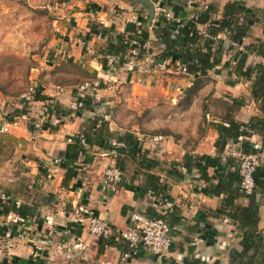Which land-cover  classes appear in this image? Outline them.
I'll return each mask as SVG.
<instances>
[{"label": "crops", "instance_id": "crops-1", "mask_svg": "<svg viewBox=\"0 0 264 264\" xmlns=\"http://www.w3.org/2000/svg\"><path fill=\"white\" fill-rule=\"evenodd\" d=\"M135 1L95 0L90 5L79 1L67 7L69 11L55 21L43 67L33 69L32 88L40 89L48 100L31 101L24 114L11 117L16 109H24L23 104L18 100L14 104L0 92V129L8 125L7 132H0V193L25 214L15 210L0 213V230H15L14 236L0 235V262L120 264L127 244L117 234L110 239L112 245L102 248L100 239L86 229L88 219L99 217L119 233L130 225L134 214L149 215L148 196L142 195L147 175L159 178L157 191L174 203L170 221L174 241L169 252L144 251L129 264H196L204 260L260 264L264 260V190H258L254 199L240 195L229 176L239 173L238 166L225 156L230 148L241 149L246 143L261 154L264 165V83L257 73L264 67L260 49L264 44V0H196L194 6L186 7L185 17L191 18L212 6L217 22L224 19L229 4L239 3L241 22L245 17L256 18L242 42L249 57L240 73L231 33L222 32L214 37L209 50L215 57L218 54L217 66L198 75H141L120 66L114 70L103 66L109 43L92 29L110 30L107 37L113 41L111 35L127 30L132 12L148 20V12ZM177 18L182 20L183 15ZM209 27L210 22L198 26L206 33ZM150 38L155 39L153 29ZM81 41L95 50V56L85 53ZM178 62L171 60V64ZM248 68H252L249 77L241 74ZM72 70H79L85 79L79 81L81 76ZM84 80L100 84V103L82 90ZM87 96L96 104L93 109L85 110L78 103ZM228 118L250 127L251 135L229 144L221 154L219 171L230 183H225L226 192L209 194L207 189L219 184L216 170H209L212 186L197 170L188 173L181 167L189 156H220L219 127L227 126ZM127 133L140 144L137 162L126 156L125 145L120 149L113 146V142L119 143L117 136ZM79 134L94 137L95 145L79 158L75 176L65 188L66 170L60 165L53 175V162L63 163L69 143ZM108 138L111 150L103 148ZM228 158L231 161L226 163ZM114 165L123 171L124 181L111 191L102 182L105 170ZM227 202L229 207H225ZM249 207L257 218L245 228V236L232 215ZM245 237L253 243L249 251L244 248ZM8 241H13L12 248L7 247Z\"/></svg>", "mask_w": 264, "mask_h": 264}, {"label": "trees", "instance_id": "trees-1", "mask_svg": "<svg viewBox=\"0 0 264 264\" xmlns=\"http://www.w3.org/2000/svg\"><path fill=\"white\" fill-rule=\"evenodd\" d=\"M179 1L180 0H171L167 4V7L171 9L173 13H175L176 18L179 17V15H183V19L181 20V24L183 26H181L180 28L178 27L176 21H171V20L168 21L164 17H157L156 24L152 28L153 31L155 32V38L157 39V42H153V40H151L150 32L152 29L148 27L147 19L144 17L142 18V21L144 22V26L142 29H137L133 25L127 26V30L125 31V33L115 36L113 41L111 37H107V34L108 32H110V30H106V29L97 30V28L96 29L93 28L92 33L101 34L102 37H105L107 39L109 43V52L107 53L108 55H114L120 57L121 59L119 61V65L122 64V62L124 61V57L129 49L128 46L123 44L124 39L128 36V38H132V39L137 38V40L140 41L142 46H145L147 43L151 42L153 45V50L151 51L152 53H159L161 58H166L170 61L178 60L181 64L188 66V70L190 74L198 75L201 72H205L207 70L215 68L218 64V58H217L218 54L215 57V55H213L209 51L213 43V40L211 38H214L219 33L228 32L231 33V40L233 42L242 44L243 39L247 37L251 29V26L256 19V18L250 19L249 17H245L241 22L240 19L238 18L239 14L241 13L239 3L229 4L226 7L225 16L222 21H217V22L213 21L214 8L212 6H208L205 11H201L198 14L197 19H195L194 16L191 18H187V16L185 17V13H184L186 10V5L185 3L182 4L183 2H179ZM154 2L156 3V5H159L161 3V0H154ZM209 22H210L209 34L211 38H204L198 34V26L207 24ZM176 31H178V34H175ZM202 40H204L203 46H201ZM203 48H206L207 51H204ZM260 49L262 54H264V44L260 47ZM145 53L146 51L144 47H142L140 57L141 58L145 57L146 56ZM106 55L107 54H105L104 58H102L103 66L105 68L107 67V56H108ZM248 57L249 56L247 52H243L239 54V59L237 63V72L240 73V71L245 68ZM251 72H252V68H248L245 73H241V74L249 77V74ZM257 73L261 75L260 81L264 83V67H259ZM46 100H48V98L42 95L41 90L38 89L36 91V96L34 98V101L40 102ZM78 103L82 104L81 108H85V110L93 109L94 106L96 107V104L94 103L93 99H91V97L88 96L80 98L78 100ZM22 108H24L22 111L20 109H16L11 117L20 116L24 114L26 111L25 106H22ZM227 123H228L227 126L221 125L219 127V133L221 135L220 142L218 143V148L221 152L219 157L189 156L186 158L185 164H183V167L186 168L188 173L192 172L193 170H197L200 173L201 179L204 180L209 185H212V179L209 175V170L211 169L216 170L219 184L215 188L212 187L213 188L212 190L208 188L207 192L209 194L220 195L222 192L224 191L226 192L225 183H230V181L226 177H224V175L220 174L219 171L221 170L219 168L221 167V163H222L221 154L226 152L227 146L229 144L239 143L240 142L239 140L242 136L249 137L251 135L250 127L242 125L237 121H235L234 119H230V118L227 119ZM103 127L104 124L102 125V128ZM243 129H247V130H243ZM101 131H103V129ZM111 136L113 135L109 134V137ZM82 138L84 139V143L82 142ZM116 138L119 141V143L122 141L123 142L122 144L125 145L126 156L129 157V159L133 160L134 162H137L138 158H140V149H139L140 144L137 141V139L129 133L122 136H117ZM94 145H95V138L87 134L76 135L73 142L69 143L67 147V151L63 155V159H64L63 163L61 164V168H64L66 170L63 187L68 188L69 182L75 176V170H74L75 164L78 162L79 158L87 152V148L88 147L91 148ZM103 148H105V150L112 149V146L109 144V138L105 139V144L103 145ZM241 150L247 154H251V153L254 154L258 152L253 148L252 145L246 143H243L241 145ZM144 159L146 160V157H144ZM234 160L236 161V159ZM230 161L231 158H228L226 163H229ZM236 164L238 166L237 161ZM180 172L181 171H179V169L177 168L176 173L178 175H181ZM238 174H230L229 176L232 178V181L236 182L235 190L238 191L240 195H243L239 191L242 179H241V175ZM146 178H147V184L145 185L142 195L145 196L148 194L149 191H152L154 192L157 199L163 197L161 193L157 191L160 190L157 184L159 178L154 175H147ZM254 179L256 185L255 192L252 195H248V196L244 195L251 199L255 198L254 196L258 190L261 191L264 190V165L260 164L257 167L256 172L254 173ZM149 205H150V209H149L150 213L149 212L148 213L150 216L149 215L147 216L152 218L167 220L168 224L171 227L170 221L171 218H173L172 216L173 214L172 215L163 214V210L160 207H154L150 203V201H149ZM226 206L229 207L230 202H227V204H225V207ZM0 207L2 209L0 211L1 214L6 215L9 214L11 210H15L17 214L19 213L21 214V216H25L22 210L20 212V209H17L16 205H14L12 201L8 200L6 203H3L2 200L0 199ZM151 213L153 215H151ZM232 216L234 217L236 224H239L238 228L243 231L245 236H247V231H245V228H248V226L251 225L257 218V215L254 212V208H250V207L246 209H241L239 213H235V214L233 213ZM246 221L248 222V224ZM14 231L15 230L13 228V232L12 234H10V236L15 235ZM8 232L9 231L7 229H4L3 231L0 230V235L4 237L9 234ZM243 242H244L243 244L245 251H249L253 243L248 241L246 237L244 238ZM110 245H112V240L100 238V246L102 248H105V246H110ZM254 246H258V245H254ZM0 264H6V263L0 262ZM260 264H264V260H262Z\"/></svg>", "mask_w": 264, "mask_h": 264}, {"label": "built area", "instance_id": "built-area-1", "mask_svg": "<svg viewBox=\"0 0 264 264\" xmlns=\"http://www.w3.org/2000/svg\"><path fill=\"white\" fill-rule=\"evenodd\" d=\"M171 0H161V3L156 7V17H164L168 21H176L178 27L183 26L181 20L177 19L173 15V11L167 7V4ZM186 7L194 6L196 0H183ZM207 9V6L204 7ZM123 13H119L121 16ZM195 19L198 18V14L194 16ZM142 16L139 13L132 12L127 20V25H133L137 29H142L144 22L142 21ZM178 34V31L175 32ZM198 34L204 38H211L209 33L202 32L198 28ZM115 38V35H111ZM102 38V35H99ZM214 40V38H211ZM153 42H157L155 38ZM81 46L83 47L85 53L88 56H95V50L89 46L86 41H81ZM124 45L128 46L129 49L124 57V61L119 65L120 57L111 55L107 58V67L110 70H114L117 66L122 67L125 70L131 71L132 73L141 75H157V74H167L172 73L173 75H190L188 66L183 65L180 62L176 64H171V61L166 58H161L159 53H152L153 45L151 42L142 46L137 38L132 39L128 36L124 39ZM144 47L146 51V56L141 58V49ZM231 47L238 53L241 54L244 51L242 44L231 41ZM59 90H62L59 88ZM82 90L90 92L91 96L94 97L95 102L98 104L101 102V97L99 96L100 84L99 83H86ZM36 89L31 88L27 97H23L22 106L28 105L31 101H34L36 96ZM247 130V129H243ZM8 131V125H3L0 129L1 133ZM84 143V139L82 138ZM113 146L116 148H124L123 144L113 142ZM225 156L236 159L238 163L239 173L241 175L240 193L243 195H252L255 192L256 185L254 179V173L257 167L261 164V154L251 153L247 154L241 149L230 148ZM54 167L52 168V174L57 175L59 172L58 166L61 165L60 160L53 162ZM181 169L186 172V168L183 166ZM124 181L123 171L116 165L108 167L103 175V186L115 191ZM148 200L154 207H160L163 210V214L172 215L174 212V203L168 199L156 198L154 192L149 191ZM0 199L3 203L8 201L5 194L0 193ZM90 236L97 239H112L118 236L122 241H124L128 250L121 255L120 264H129L134 258H137L144 251H152L155 254L162 255L171 249L173 245V235L171 232V227L167 220L157 219L149 217L143 213L134 214L130 225H128L123 231L116 233L115 229L107 223L105 220L91 216L88 219L86 227ZM9 236L12 234L13 230L8 229ZM14 246L13 241H8L7 247L12 248ZM109 264V263H107ZM199 264H211L210 261L204 260Z\"/></svg>", "mask_w": 264, "mask_h": 264}, {"label": "rangeland", "instance_id": "rangeland-1", "mask_svg": "<svg viewBox=\"0 0 264 264\" xmlns=\"http://www.w3.org/2000/svg\"><path fill=\"white\" fill-rule=\"evenodd\" d=\"M79 1L90 5L95 0H0V92L14 104L33 87V69L43 67L55 21ZM72 72L81 76L79 81L86 77Z\"/></svg>", "mask_w": 264, "mask_h": 264}, {"label": "water", "instance_id": "water-1", "mask_svg": "<svg viewBox=\"0 0 264 264\" xmlns=\"http://www.w3.org/2000/svg\"><path fill=\"white\" fill-rule=\"evenodd\" d=\"M135 4L141 6L143 9H145L148 12V20L147 24L148 27H152L153 22L156 18V7L152 0H136Z\"/></svg>", "mask_w": 264, "mask_h": 264}]
</instances>
